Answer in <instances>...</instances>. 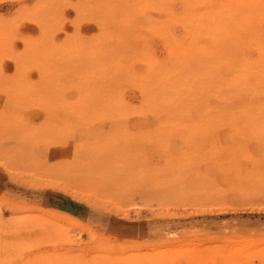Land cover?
I'll use <instances>...</instances> for the list:
<instances>
[{"label":"rangeland","instance_id":"1","mask_svg":"<svg viewBox=\"0 0 264 264\" xmlns=\"http://www.w3.org/2000/svg\"><path fill=\"white\" fill-rule=\"evenodd\" d=\"M0 264H264V0H0Z\"/></svg>","mask_w":264,"mask_h":264}]
</instances>
